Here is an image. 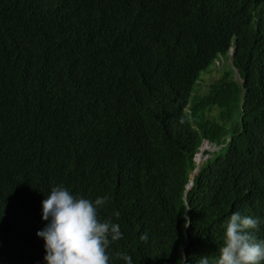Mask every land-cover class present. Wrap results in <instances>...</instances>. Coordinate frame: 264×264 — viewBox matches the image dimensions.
I'll return each mask as SVG.
<instances>
[{"label":"trees","instance_id":"1","mask_svg":"<svg viewBox=\"0 0 264 264\" xmlns=\"http://www.w3.org/2000/svg\"><path fill=\"white\" fill-rule=\"evenodd\" d=\"M57 184L106 197L109 264L211 261L264 217V0H0V264H43Z\"/></svg>","mask_w":264,"mask_h":264},{"label":"clouds","instance_id":"2","mask_svg":"<svg viewBox=\"0 0 264 264\" xmlns=\"http://www.w3.org/2000/svg\"><path fill=\"white\" fill-rule=\"evenodd\" d=\"M203 143L215 148L206 140ZM105 202L104 196L89 199L62 184L52 186L41 200L40 218L45 223L35 233L43 241V264H109V244L123 234L118 223L99 218L98 210ZM261 224L264 217L232 211L221 226L218 254L211 261L202 255L196 264H264V238L256 235ZM115 256L124 264H133L126 252Z\"/></svg>","mask_w":264,"mask_h":264},{"label":"rangeland","instance_id":"3","mask_svg":"<svg viewBox=\"0 0 264 264\" xmlns=\"http://www.w3.org/2000/svg\"><path fill=\"white\" fill-rule=\"evenodd\" d=\"M228 63H231V58L228 60ZM225 68H226V65L223 64L219 69L212 68L211 70L212 71H214V70H216V71H224ZM220 76H221L220 73H213V74H209V75L205 76L203 78V80H201L199 86L201 87V89H200L201 91H205L206 90L204 92V95L207 94V91H208L207 89H209L210 85L216 83L220 79ZM236 77L238 78V75H236ZM216 108H217V106H215V108L213 109L212 116H215V114H216L215 112L217 111ZM240 110H241L240 107H236L234 109V111L231 113L230 118H229V120H228V122L226 124V129L227 130L233 128L236 125V123L239 122V120H240V117H239L240 116ZM204 141L205 140H203L202 142H204ZM203 144H201V147H202ZM203 146H204V151L206 150L205 147H207L209 149V150L207 149L208 151H206V152H211V151H213V149H215V148H211L210 149L206 145H203ZM199 152L201 153V149L199 150ZM199 152H198L197 155H199ZM204 154H205V152H204ZM197 155H196V157H197ZM215 155H216V153L215 154H211V157H215ZM207 158H208V156L203 155V159L206 160ZM195 161H196V159H195Z\"/></svg>","mask_w":264,"mask_h":264},{"label":"bare ground","instance_id":"4","mask_svg":"<svg viewBox=\"0 0 264 264\" xmlns=\"http://www.w3.org/2000/svg\"><path fill=\"white\" fill-rule=\"evenodd\" d=\"M241 80V79H240ZM204 145H206V144H204ZM201 146V145H200ZM206 146H208L209 147V145H206ZM206 148V150L205 151H207V147H205ZM210 148V147H209ZM201 149V153H199V155H197V157H196V164H197V166L199 167L200 165H201V163H202V159H203V155H205L204 154V146L202 145V147L200 148ZM209 150V149H208ZM207 154V153H206ZM209 154V153H208Z\"/></svg>","mask_w":264,"mask_h":264},{"label":"water","instance_id":"5","mask_svg":"<svg viewBox=\"0 0 264 264\" xmlns=\"http://www.w3.org/2000/svg\"><path fill=\"white\" fill-rule=\"evenodd\" d=\"M232 55H233V52H232L231 56H232ZM197 172H198V168H196V169L194 170L192 177H193ZM191 186H192V184L189 183L188 186H187V189H189Z\"/></svg>","mask_w":264,"mask_h":264}]
</instances>
